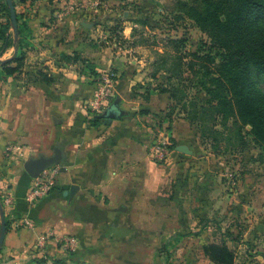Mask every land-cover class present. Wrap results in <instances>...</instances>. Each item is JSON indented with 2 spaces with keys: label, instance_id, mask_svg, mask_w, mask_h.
<instances>
[{
  "label": "crops",
  "instance_id": "1",
  "mask_svg": "<svg viewBox=\"0 0 264 264\" xmlns=\"http://www.w3.org/2000/svg\"><path fill=\"white\" fill-rule=\"evenodd\" d=\"M130 1L20 3L17 25L28 26L26 46L16 45V29L10 33L12 45L0 52V62L24 52L13 74L5 75L0 65V197L12 198V206L4 210L8 229L0 246V264H33L62 256L67 236L76 240L72 249L78 251L73 254L77 264L90 262L85 252L89 246L143 248L145 232L159 228L158 202L167 184L176 204L177 190L184 189V206L178 212L190 215L191 222L195 219L203 229L215 223L220 239L234 252L233 264H264L262 167L250 171L248 165L237 163L234 186L225 192L226 165L204 156L203 149L197 157L199 148L190 146L196 131L184 116L167 120L172 100L168 93L149 88L147 64L127 50L94 45L96 38H106L101 25L105 19L100 18ZM82 21L90 27L82 26ZM108 69L116 73L113 100L119 99L123 114L109 124L97 118L93 125L87 102L95 88V73ZM39 73L50 79H40ZM162 139L175 146L160 164L152 159L150 149ZM183 144L191 154L175 151ZM8 145L13 147L10 154L5 153ZM55 147L62 153L56 186L30 206L25 195L32 178L21 165L28 157L52 155ZM13 216L28 217L32 227H14ZM132 231L141 237L129 236ZM211 242L220 243L205 242L201 250ZM202 255L212 263L203 250ZM100 257L104 262L118 257L123 261L128 255Z\"/></svg>",
  "mask_w": 264,
  "mask_h": 264
},
{
  "label": "rangeland",
  "instance_id": "2",
  "mask_svg": "<svg viewBox=\"0 0 264 264\" xmlns=\"http://www.w3.org/2000/svg\"><path fill=\"white\" fill-rule=\"evenodd\" d=\"M132 1L118 5L117 12H109L103 16L104 18H100L105 19L101 25H105L106 34L104 35H106V38H96L94 45L109 47L112 50L120 46L121 49L127 50L136 61L141 60L147 64L148 71L146 75L151 79L148 82V86L150 89L161 92L163 88H168L171 84L177 85L179 83L176 74L174 75L175 78L174 76L169 80L167 78L172 74V71L178 69V66L182 70L186 68L188 61L192 59L189 53L195 51L200 46V42L206 40V36L191 19L181 14L169 12L174 6V0ZM12 2L13 5L15 4L14 9L16 11L23 9L19 0H12ZM5 3V0H0V22L3 23L8 19L9 11H7L8 6ZM109 20L110 22H108ZM99 21L101 22V20ZM11 32L12 26L9 29V33ZM175 40L181 41L177 44L174 42ZM178 57L184 58V65H179L180 61ZM195 67L197 68L198 65H195ZM183 75H190L192 77L188 70H185ZM252 75L257 86L264 93V76L258 75L254 71H252ZM195 91L196 89L189 88L186 100H183V98L180 104L172 102L171 106L174 107L172 115L174 118L184 116L187 112L186 110L190 109L189 101L192 95L195 94ZM196 95L204 98L202 92H197ZM182 105H186V107L184 108ZM212 120L211 114L207 113L201 117L198 124H194L193 128L196 131L194 132L195 138L190 143V146L194 147L195 145L199 148L196 152L197 157L203 155L200 153L201 149H203L204 156L222 161V164L226 165L224 167L226 173L233 176L234 173L236 176L239 171L236 168L237 163H242L243 166L248 165L246 168L250 169V171H254L258 166H261L264 170V149L255 143L248 125L242 130L246 145L243 150H240L237 126L233 123L232 119L227 118L225 120L222 117H216L215 121L218 129V133L216 134L211 130ZM200 131L209 134L202 137L200 136ZM211 138H215V141L211 140ZM162 141L168 143L169 151L172 150L169 147L168 139H162ZM213 142H215L214 145ZM185 146L190 151V153L185 154H191L192 151L187 145ZM5 153L10 154L6 150ZM251 160L255 163L249 165ZM163 163L164 161L160 164ZM21 169L23 170V168ZM228 180L229 183L226 184L228 188L225 191L227 193L228 189L234 186L232 183L233 178L229 175L226 178L227 182ZM183 192L184 189L181 186L177 190L178 200L176 204L173 201L174 192L171 184L164 185V188H162L163 196L160 197L158 202L162 209L158 224L159 228L145 232L143 237L145 245L143 248L142 246L128 248L108 245L89 246L85 249V252L87 255L86 259L90 262H85L84 264H212L202 255L201 246L203 243L209 241L223 242L220 239L222 233L221 231H217L214 222L210 224L212 228L203 229L201 227L202 224L200 222L197 223L195 219L191 222L190 215L185 216L182 212H178L184 206L182 202ZM180 203H182L181 208L179 206ZM195 232L198 235L192 234ZM129 236L141 237V235H137L136 231L134 233L132 231ZM137 239L141 240L140 238ZM90 249L93 252H89ZM126 249H129V251L126 252ZM74 253L77 254L78 251L66 248L63 250L62 256L51 259H57L61 264H77L73 260ZM89 253H91V256L88 255ZM114 253L127 254L128 257L123 259V261H121L120 257L115 261L104 262L100 260L101 255L107 256ZM91 257L92 259L90 260ZM51 259L45 260L43 264H54ZM79 263L83 264L82 262ZM33 264L40 263L35 262Z\"/></svg>",
  "mask_w": 264,
  "mask_h": 264
},
{
  "label": "trees",
  "instance_id": "3",
  "mask_svg": "<svg viewBox=\"0 0 264 264\" xmlns=\"http://www.w3.org/2000/svg\"><path fill=\"white\" fill-rule=\"evenodd\" d=\"M25 1L19 0V3ZM169 12L191 19L205 34L206 40L201 41L200 46L189 53L192 59L188 61L184 70L178 66V69L172 71L167 78L169 80L176 74L179 83L163 88L161 93H168L174 104H180L183 98L187 99L189 88L196 89L189 101L190 109H185L187 112L184 118L194 125L199 123L203 115L210 113L211 120L213 116L211 130L215 134L218 133L215 118L222 117L225 120L230 118L237 126L240 150L246 145L242 130L247 125L255 143L264 149V93L252 75L254 71L264 76V0H174V6ZM21 14L20 11H16L17 21ZM10 27L8 11V19L4 23L0 22V52L13 43L9 33ZM27 29L25 22L18 23L19 37L16 45L21 48L27 43L24 38ZM180 41L174 42L178 44ZM23 55L24 52L20 51L18 56L0 62L5 75L13 74L19 69ZM178 59L179 65L185 64L183 57ZM13 61L16 65L10 66ZM185 70H188L192 77L184 76ZM97 75L98 73H95V76ZM39 76L45 81L50 79L44 73H39ZM197 92H202L204 98L197 96ZM171 105L165 115L169 122L174 109ZM98 121L94 116L89 120L93 125ZM208 134L200 131L202 137ZM211 140L215 141V138ZM174 146L175 143H172L169 147L173 149ZM4 210L3 207L7 230L8 220ZM202 250L213 264L234 263V252L224 242L207 243L203 245ZM51 261L54 264H61L57 259ZM35 262L43 264L45 259H37Z\"/></svg>",
  "mask_w": 264,
  "mask_h": 264
},
{
  "label": "built area",
  "instance_id": "4",
  "mask_svg": "<svg viewBox=\"0 0 264 264\" xmlns=\"http://www.w3.org/2000/svg\"><path fill=\"white\" fill-rule=\"evenodd\" d=\"M115 49H121L120 46ZM116 73L112 69L101 71L96 80L95 88L92 92L91 99L87 102L88 113L93 117L95 114L103 111L113 100L115 85H116ZM8 153H11L13 147L8 145L5 149ZM169 149L167 143L159 140L152 144L150 153L152 159L157 163H162L166 160ZM58 164H53L45 168L37 177L32 178L29 188L26 191V201L30 206H33L36 201L48 194L55 186L56 180L59 174ZM233 178L232 174H229ZM1 205L6 207L12 206V198L10 196H4L2 198ZM14 227L24 226L32 227V223L26 216L12 217ZM76 240L73 236H67L63 238L62 246L64 249L73 248Z\"/></svg>",
  "mask_w": 264,
  "mask_h": 264
},
{
  "label": "water",
  "instance_id": "5",
  "mask_svg": "<svg viewBox=\"0 0 264 264\" xmlns=\"http://www.w3.org/2000/svg\"><path fill=\"white\" fill-rule=\"evenodd\" d=\"M8 6L9 10V15H10V23L12 26V30L14 33H16L17 29V20H16V13L14 9V5L12 0H5ZM81 25L84 26L85 28H89L90 25L85 23V21L81 22ZM119 104V99L115 98L112 100V102L103 109L101 113H97L94 115L95 118L103 119L105 124H109L110 121L114 118H118L123 114V111L119 109L118 107ZM175 150L185 154V153H190V151L187 149L185 145H177L175 147ZM62 159V153L61 149L58 147H55L53 149L52 155L49 156H44L40 155L38 157H28L27 159L24 160L22 167L23 170L31 177L35 178L37 177L45 168L57 164L61 161ZM74 190V186L70 187V194H72V191ZM6 233V227H5V218L3 214V208L0 203V246L4 240Z\"/></svg>",
  "mask_w": 264,
  "mask_h": 264
}]
</instances>
